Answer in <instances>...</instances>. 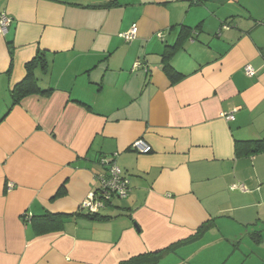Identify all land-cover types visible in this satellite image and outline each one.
<instances>
[{
    "label": "crops",
    "instance_id": "1",
    "mask_svg": "<svg viewBox=\"0 0 264 264\" xmlns=\"http://www.w3.org/2000/svg\"><path fill=\"white\" fill-rule=\"evenodd\" d=\"M1 14L0 264H117L208 221L182 251L253 233L264 246V151L234 150L236 140L264 148V0H0ZM182 26L174 81L162 55ZM39 55L33 77L52 91L13 104ZM138 139L150 153L130 149ZM107 164L129 190L102 211L115 218L91 222L80 207ZM45 214L59 215L60 229L39 234L44 226L24 219Z\"/></svg>",
    "mask_w": 264,
    "mask_h": 264
},
{
    "label": "trees",
    "instance_id": "2",
    "mask_svg": "<svg viewBox=\"0 0 264 264\" xmlns=\"http://www.w3.org/2000/svg\"><path fill=\"white\" fill-rule=\"evenodd\" d=\"M187 27L182 26L181 27V33L177 37L176 41L174 44L170 46H166V51L164 55H162V64H163V69L168 74L172 80L177 81L182 78V75L178 72H176L172 66L169 64V56L170 54L175 51L177 48L180 47V44L182 40L184 39L183 36L188 35V29ZM45 64V60L43 59V56L39 55L36 56V58L31 62V66L28 65L27 69L28 71L26 72V76L23 79L22 82L14 85L12 88L11 94H12V99H13V104H17L19 100L29 94H35V93H40V94H48L52 91V89H41L37 82L36 79L33 77L32 73V68L34 66L39 65L41 68H43ZM234 150L236 153V156L243 155L245 153H257V152H262L264 151L263 148V142L261 139H254V140H236L234 143ZM123 175V174H122ZM124 176V175H123ZM127 192H128V186ZM127 194V193H126ZM124 198V197H121ZM119 197H113L112 199L108 200L107 203L104 204L103 208L99 209L97 212H90L87 209L81 208V211L83 213L79 214L80 216L84 217L85 219L91 221V222H96V223H106L110 220H112L113 216H108V215H103L102 211L105 210L108 206L112 205V203L116 200L121 199ZM118 217V216H116ZM25 220L37 224L36 227H40V225H43L44 228H40L39 234H44L48 233L50 231H55L60 229V225L62 223V220L60 219L59 215H42L40 217H25ZM212 221H208L204 224H202L196 231L195 234L176 241L172 243L171 245H168L164 248H161L156 251H151V252H145V253H140L136 255L129 256L128 258L120 261L117 264H158L160 260H162L165 256L169 254L175 253L179 248L186 246L189 243H192L199 239L205 232L209 231L213 227ZM252 241L255 243L259 244L261 242V237L258 233H253L251 235Z\"/></svg>",
    "mask_w": 264,
    "mask_h": 264
},
{
    "label": "built area",
    "instance_id": "3",
    "mask_svg": "<svg viewBox=\"0 0 264 264\" xmlns=\"http://www.w3.org/2000/svg\"><path fill=\"white\" fill-rule=\"evenodd\" d=\"M10 24V19L5 15H0V31L2 34H5L7 28ZM137 34L136 26H132L131 29L122 34L121 37L126 43H130L135 39ZM159 38H162V34L157 35ZM139 65L136 64L134 68H138ZM244 72L246 76L252 77L255 74V70L250 66L246 65L244 67ZM221 117L226 121H232L234 119L232 114H221ZM130 149L134 152L140 154H148L151 152V147L141 139L134 141L130 145ZM103 165H106L105 160L101 161ZM107 175L101 179V188L98 192L94 194H89L88 197L83 201L81 207L87 209L90 212H97L99 209L103 208L104 204L113 197H124L127 193V180L122 175V171L115 164H107ZM231 190H239L241 192H248L245 186L240 185L231 186Z\"/></svg>",
    "mask_w": 264,
    "mask_h": 264
},
{
    "label": "rangeland",
    "instance_id": "4",
    "mask_svg": "<svg viewBox=\"0 0 264 264\" xmlns=\"http://www.w3.org/2000/svg\"><path fill=\"white\" fill-rule=\"evenodd\" d=\"M209 239L211 238L207 237ZM196 248L194 246L186 251L180 248L175 254L165 256L158 264H264V246L248 237L240 241L233 240L230 244L209 243L193 255ZM184 257L189 260L182 261L181 258Z\"/></svg>",
    "mask_w": 264,
    "mask_h": 264
},
{
    "label": "water",
    "instance_id": "5",
    "mask_svg": "<svg viewBox=\"0 0 264 264\" xmlns=\"http://www.w3.org/2000/svg\"><path fill=\"white\" fill-rule=\"evenodd\" d=\"M134 227L136 228V224H134Z\"/></svg>",
    "mask_w": 264,
    "mask_h": 264
}]
</instances>
